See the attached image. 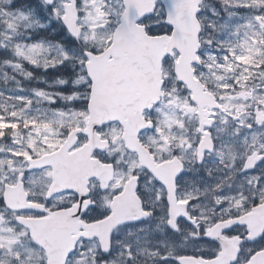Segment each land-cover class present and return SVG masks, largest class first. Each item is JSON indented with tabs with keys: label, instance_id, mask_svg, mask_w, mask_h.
Segmentation results:
<instances>
[{
	"label": "snow or ice",
	"instance_id": "6c2138e0",
	"mask_svg": "<svg viewBox=\"0 0 264 264\" xmlns=\"http://www.w3.org/2000/svg\"><path fill=\"white\" fill-rule=\"evenodd\" d=\"M0 51V264H264V0H0Z\"/></svg>",
	"mask_w": 264,
	"mask_h": 264
},
{
	"label": "rangeland",
	"instance_id": "374dc122",
	"mask_svg": "<svg viewBox=\"0 0 264 264\" xmlns=\"http://www.w3.org/2000/svg\"><path fill=\"white\" fill-rule=\"evenodd\" d=\"M17 5L23 7L21 4H19L18 2H16ZM30 70H33L35 71L36 75L39 76V77H50V80L54 79L55 77L61 75V74H66V73H63V70L61 71H55V70H50V74L49 73H44L40 70H36V69H32L30 68ZM45 84L43 83H37V86L36 87H39V86H44ZM26 86L30 87V84H27Z\"/></svg>",
	"mask_w": 264,
	"mask_h": 264
},
{
	"label": "bare ground",
	"instance_id": "6f19581e",
	"mask_svg": "<svg viewBox=\"0 0 264 264\" xmlns=\"http://www.w3.org/2000/svg\"><path fill=\"white\" fill-rule=\"evenodd\" d=\"M16 2H18L22 6L32 5L33 7H35V0H27V2H24V3L19 2L18 0H16ZM47 73L50 74V70ZM47 79L50 80V77H48ZM27 84H30V87H36L37 86V82L36 81H24V85L26 86Z\"/></svg>",
	"mask_w": 264,
	"mask_h": 264
},
{
	"label": "trees",
	"instance_id": "16d2710c",
	"mask_svg": "<svg viewBox=\"0 0 264 264\" xmlns=\"http://www.w3.org/2000/svg\"><path fill=\"white\" fill-rule=\"evenodd\" d=\"M18 1L22 2V3L27 2V0H18ZM37 3H38V0H35V4H37ZM17 6H19V5H17ZM5 58H6V54L4 52L0 53V60H3Z\"/></svg>",
	"mask_w": 264,
	"mask_h": 264
}]
</instances>
